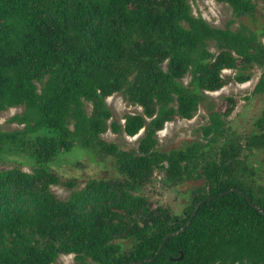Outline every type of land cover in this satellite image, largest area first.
Wrapping results in <instances>:
<instances>
[{
  "label": "trees",
  "instance_id": "16d2710c",
  "mask_svg": "<svg viewBox=\"0 0 264 264\" xmlns=\"http://www.w3.org/2000/svg\"><path fill=\"white\" fill-rule=\"evenodd\" d=\"M218 1L236 16L255 9V0ZM259 32L211 25L187 0H0V109L22 105L9 117L21 127L0 128V158L30 162V170L0 168V264H50L69 252L68 264H264V212L246 198L264 211V178L241 152L264 145V105L259 131L244 141L225 125L227 97L223 111L207 112L203 141L156 146L166 120L190 117L204 90L224 84L223 68L244 81L257 65L252 92H264V24ZM115 91L140 106L121 127L127 135L143 127L135 148L100 136L111 115L105 97ZM73 145L113 156L117 175L81 186L69 178L60 198L49 189L60 179L48 163ZM156 167L170 181L202 178L179 213L137 192Z\"/></svg>",
  "mask_w": 264,
  "mask_h": 264
},
{
  "label": "rangeland",
  "instance_id": "374dc122",
  "mask_svg": "<svg viewBox=\"0 0 264 264\" xmlns=\"http://www.w3.org/2000/svg\"><path fill=\"white\" fill-rule=\"evenodd\" d=\"M190 12L202 16L209 24L224 26L229 24L231 28L259 32L264 24V0H255V9L248 14L236 16L232 13L230 6L224 1L218 0H187ZM207 47L216 51L213 41L207 42ZM261 68L253 65L248 69L250 76L247 80L236 81L232 78L234 68H223L221 75H229L221 87L215 90H204L205 98L197 105L193 114L188 117L174 115L166 120L162 127L156 131V146L159 149L167 150L174 147H182L192 140L204 139L199 132L200 125L207 122V112L210 108L219 110L225 109L229 104L227 97H231L232 110L223 115L225 125L229 130L244 141L246 135L255 129L254 120L260 114L264 105V92L254 93L252 87L257 79ZM190 73L186 72L180 80L187 84ZM105 102L111 111L107 119V128L100 133V136L108 141H114L120 148H135L138 137L143 132V127L133 135H127L122 130L123 116L125 113L140 111V106L125 99L119 91L112 92L105 97ZM86 111L90 110V103L84 101ZM22 110V105L8 106L0 109V128L12 129L21 127L20 123L9 120V117ZM114 120L118 123V130H113L109 123ZM242 154L252 166H255L259 180L264 178V145L257 147H244ZM50 168L57 173L60 181L51 183L49 189L60 198H65L70 188L64 183L73 178L75 185L81 186L90 177H113L117 175L114 164V157L106 154L93 153L89 148L73 145L66 151L58 152L48 163ZM11 165H18L23 170H30V162L19 155H7L0 158V168ZM263 175V176H262ZM202 178H188L182 181H170L162 174L158 167L153 169L150 179L139 186L137 192L144 194L152 205H163L172 212L179 213L187 203L191 189L199 184ZM123 246L128 245L126 239L119 240ZM73 260V253H59L50 264H68Z\"/></svg>",
  "mask_w": 264,
  "mask_h": 264
},
{
  "label": "water",
  "instance_id": "95a60500",
  "mask_svg": "<svg viewBox=\"0 0 264 264\" xmlns=\"http://www.w3.org/2000/svg\"><path fill=\"white\" fill-rule=\"evenodd\" d=\"M233 189H234V190H238L237 188H233ZM206 198H210V196H208V197H206ZM246 198H247V201L249 202V204H250L251 206H254V207L257 208L258 210L264 212V211L262 210V208H260V207H258L257 205H255V204L250 200L249 197H246ZM203 200H204V199H199L198 201H196V203L193 205V207H192V209H191V212H190V214H189V217L184 221V223H183L179 228H177L176 230H173V231H168V232L162 237L161 241H160L159 244H158V247H157V249H156L155 254H157V253L159 252V250H160V248H161V246H162V243H163V241L166 239L167 236L173 235V234L179 232L180 230H182V228L188 223L189 219L194 215L196 209L198 208L199 204H200ZM179 255H181V252H180ZM143 260H145V258H141V259H139V260H129L126 264H136V263L142 262Z\"/></svg>",
  "mask_w": 264,
  "mask_h": 264
}]
</instances>
